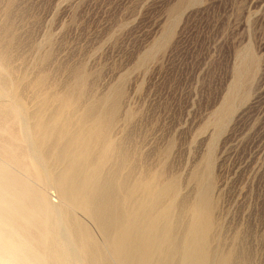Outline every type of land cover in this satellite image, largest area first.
<instances>
[{
	"label": "rangeland",
	"instance_id": "1",
	"mask_svg": "<svg viewBox=\"0 0 264 264\" xmlns=\"http://www.w3.org/2000/svg\"><path fill=\"white\" fill-rule=\"evenodd\" d=\"M13 1L27 79L45 70L48 92L62 93L81 68L90 97L119 87L116 134L136 175L162 165L191 196V175L209 158L221 246L264 264V0Z\"/></svg>",
	"mask_w": 264,
	"mask_h": 264
},
{
	"label": "bare ground",
	"instance_id": "2",
	"mask_svg": "<svg viewBox=\"0 0 264 264\" xmlns=\"http://www.w3.org/2000/svg\"><path fill=\"white\" fill-rule=\"evenodd\" d=\"M13 9L9 0L0 23V264L18 248L36 264H249L221 246L209 158L191 175V196L162 165L136 175L116 134L123 91L90 97L81 68L62 93L48 92L45 70L28 80L16 63ZM234 95L217 110V127Z\"/></svg>",
	"mask_w": 264,
	"mask_h": 264
},
{
	"label": "clouds",
	"instance_id": "3",
	"mask_svg": "<svg viewBox=\"0 0 264 264\" xmlns=\"http://www.w3.org/2000/svg\"><path fill=\"white\" fill-rule=\"evenodd\" d=\"M44 213L47 216L54 217L56 210L45 206ZM28 252L22 248L16 249L15 257L12 260H5L2 264H36L35 261L28 258Z\"/></svg>",
	"mask_w": 264,
	"mask_h": 264
}]
</instances>
